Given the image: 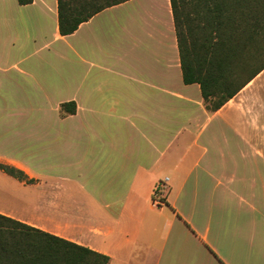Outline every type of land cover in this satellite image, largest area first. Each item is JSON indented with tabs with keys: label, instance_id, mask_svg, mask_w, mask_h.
Segmentation results:
<instances>
[{
	"label": "crops",
	"instance_id": "crops-1",
	"mask_svg": "<svg viewBox=\"0 0 264 264\" xmlns=\"http://www.w3.org/2000/svg\"><path fill=\"white\" fill-rule=\"evenodd\" d=\"M6 82L22 100L7 116L47 132L48 152L0 158L35 180H17L29 214L0 213L109 264H264V69L208 111L183 82L169 0H126L67 35L57 0H0Z\"/></svg>",
	"mask_w": 264,
	"mask_h": 264
},
{
	"label": "trees",
	"instance_id": "trees-1",
	"mask_svg": "<svg viewBox=\"0 0 264 264\" xmlns=\"http://www.w3.org/2000/svg\"><path fill=\"white\" fill-rule=\"evenodd\" d=\"M25 5L32 0H17ZM126 0H57L62 35L102 9ZM185 84L197 83L216 111L264 69V0H169ZM76 110L60 104V115ZM0 170L25 183L19 168ZM109 256L0 213V264H109Z\"/></svg>",
	"mask_w": 264,
	"mask_h": 264
},
{
	"label": "rangeland",
	"instance_id": "rangeland-1",
	"mask_svg": "<svg viewBox=\"0 0 264 264\" xmlns=\"http://www.w3.org/2000/svg\"><path fill=\"white\" fill-rule=\"evenodd\" d=\"M18 102L19 99L15 96L13 82L0 83V158L3 159L1 160L3 162L8 156L19 157L23 152L30 153L33 150H38L44 156H46V152H48L45 143H41L40 145V141H43L40 136L43 133H45L43 135H46L47 132H43L39 137L32 138L29 132H22L20 128L15 126L18 120L17 117L14 115L7 116L5 109L9 108V106L18 105ZM20 102H22V100ZM32 117H34V115ZM45 117L49 119L51 116ZM39 118H42V120H40L41 124L52 123V120H45L43 116H39ZM36 143L41 147L32 146ZM56 153L55 151V154ZM17 182V179L0 170V209L18 215H26L30 213V207L24 198H30V196L22 192ZM159 184H163V180L158 182V185ZM71 187H73V185H71ZM73 189L77 188L74 187ZM156 196L157 193L154 199L157 198Z\"/></svg>",
	"mask_w": 264,
	"mask_h": 264
},
{
	"label": "built area",
	"instance_id": "built-area-1",
	"mask_svg": "<svg viewBox=\"0 0 264 264\" xmlns=\"http://www.w3.org/2000/svg\"><path fill=\"white\" fill-rule=\"evenodd\" d=\"M153 204L158 206L162 204V201L159 198H155L153 199Z\"/></svg>",
	"mask_w": 264,
	"mask_h": 264
}]
</instances>
